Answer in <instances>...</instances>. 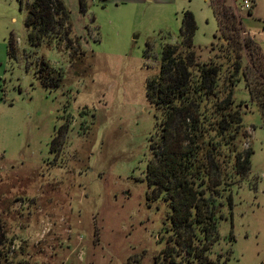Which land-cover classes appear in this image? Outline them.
<instances>
[{"label": "rangeland", "instance_id": "1", "mask_svg": "<svg viewBox=\"0 0 264 264\" xmlns=\"http://www.w3.org/2000/svg\"><path fill=\"white\" fill-rule=\"evenodd\" d=\"M62 1L82 55L54 42L30 46L24 5L0 0L2 249L12 264H154L171 231L166 203L147 198L144 171L156 110L145 84L157 72L161 45L177 39L182 9L194 15L200 60L220 55L209 46L224 39L214 38L207 0H173L168 7L84 0V12L78 0ZM227 1L236 6L242 37H252L264 56V0H249L248 10L242 0ZM8 42L13 55L7 54ZM40 58L62 72L57 88L44 87L36 77ZM217 61L221 89L231 67ZM246 63L242 53V67ZM239 79L232 98L245 101L247 109L241 106L243 128L234 143L239 150L252 149L250 171L240 181L226 168L228 177L215 196L222 217L219 240L209 257L220 256L219 264H261L264 128ZM57 131L59 144L49 151Z\"/></svg>", "mask_w": 264, "mask_h": 264}, {"label": "trees", "instance_id": "2", "mask_svg": "<svg viewBox=\"0 0 264 264\" xmlns=\"http://www.w3.org/2000/svg\"><path fill=\"white\" fill-rule=\"evenodd\" d=\"M18 2L20 9L24 5L23 26L30 46L54 42L72 55H82L78 39L71 35L69 12L62 0ZM207 3L216 23L214 38L224 39L218 45L211 43L209 52L216 50L220 55L199 59L193 44L194 15L183 9L175 43L161 45L157 72L145 84L146 98L156 110L144 171L147 198H161L166 203L171 231L154 264H219L220 256L215 261L209 257L219 240L217 224L222 219L220 203L215 201L217 187L228 177L227 167L243 181L249 174L252 154L250 147L239 150L234 143L247 109L245 101L232 98V86L239 78L256 104L264 128V56L252 37H242L236 6L227 0ZM78 4L84 12V0ZM242 53L247 58L243 67ZM7 54H14L11 42L7 43ZM218 58L231 67L221 89L217 88L222 66ZM35 74L48 89L57 88L62 77V72L43 58L38 60ZM241 106L245 109L242 112ZM57 136L58 131L50 140L49 151L59 144ZM227 202L231 205L230 196ZM228 238L232 241L233 235L229 233ZM4 242L0 221V264H12L2 249Z\"/></svg>", "mask_w": 264, "mask_h": 264}, {"label": "crops", "instance_id": "3", "mask_svg": "<svg viewBox=\"0 0 264 264\" xmlns=\"http://www.w3.org/2000/svg\"><path fill=\"white\" fill-rule=\"evenodd\" d=\"M110 1H118L120 3H127L131 5L137 6H149V7H161V6H172L174 3L173 0H110ZM183 10V9H182ZM264 263V262H263Z\"/></svg>", "mask_w": 264, "mask_h": 264}, {"label": "built area", "instance_id": "4", "mask_svg": "<svg viewBox=\"0 0 264 264\" xmlns=\"http://www.w3.org/2000/svg\"><path fill=\"white\" fill-rule=\"evenodd\" d=\"M241 6L243 9L248 10L251 7V2L249 0H242Z\"/></svg>", "mask_w": 264, "mask_h": 264}]
</instances>
